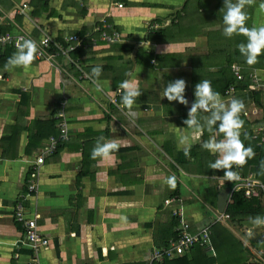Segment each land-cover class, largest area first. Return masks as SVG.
Wrapping results in <instances>:
<instances>
[{
	"label": "crops",
	"instance_id": "obj_1",
	"mask_svg": "<svg viewBox=\"0 0 264 264\" xmlns=\"http://www.w3.org/2000/svg\"><path fill=\"white\" fill-rule=\"evenodd\" d=\"M261 3L246 6L247 27L264 25ZM223 5L224 0H0V33L38 42L48 37L47 52L55 55H36L27 68L6 70L11 56L4 53L16 50L0 46V264H149L154 249L179 237L180 207L189 233L211 228L213 251L202 250L225 260L218 264H236L230 262L236 254L246 256V264H264V228L249 238L255 227L249 218L264 217V192L247 198L234 191L244 178L264 182V142L254 138L258 131L264 137V89L263 106L252 98L258 83L264 86V63L247 65L236 48L246 37L223 34ZM207 12L213 21L197 19ZM66 47L73 49L67 55ZM196 60L201 71L189 73ZM227 65L225 77L235 82L228 100L245 104L241 139L259 148L252 167L233 169L240 176L234 183L212 179L224 173L209 168L217 157L201 145L215 129L199 135L182 129L201 80L211 81L228 102L214 86ZM96 66L102 67L95 78L102 91L86 83H93ZM126 79L137 87L144 82L150 98L163 101L139 103L137 97L130 110L123 108L119 85ZM176 79L186 81L187 108L162 98L163 87ZM206 115L197 114L201 123ZM63 121L70 140H61L38 166L37 157ZM185 134L191 142L187 156L180 143ZM100 137L119 140L114 161L90 158ZM173 174L177 187L169 190L165 180ZM225 190L226 201L220 198ZM237 194L250 213L244 208L248 214L231 215ZM173 198L182 201L167 205ZM33 217L37 233L49 241L37 251L23 245L25 221ZM154 264L212 263L194 248Z\"/></svg>",
	"mask_w": 264,
	"mask_h": 264
},
{
	"label": "clouds",
	"instance_id": "obj_2",
	"mask_svg": "<svg viewBox=\"0 0 264 264\" xmlns=\"http://www.w3.org/2000/svg\"><path fill=\"white\" fill-rule=\"evenodd\" d=\"M254 0H224L223 8L220 10L223 15V34L232 38L234 35H243L246 37V43L238 45L240 54L245 58L249 66L259 62L258 57L264 54V25L256 27H247L248 14L245 11L246 6L252 5ZM260 11L264 12V3L259 5ZM17 51L8 59L5 69L11 70L16 67L27 68L36 58L38 51L37 43L33 39L20 37L16 45ZM102 72L101 66L92 68L91 76L97 91H102V86L98 78ZM186 81L176 79L174 82H168L162 89V98L169 102H178L180 105L189 106V101L185 98ZM121 95V106L131 109L136 103V98L141 96V91L131 79H126L119 85ZM195 100L192 102L187 113V118L183 120L186 126L182 128L186 133L199 135L207 129L208 132H215L210 138L201 145L203 149L208 150L216 156L214 162L209 164V168L214 171H223L222 177L214 176L212 179H218L221 182H232L240 179L239 173L234 168H242L247 160L254 157L255 153L251 147H246L241 139L242 129L245 121L241 115L245 113V104L241 99L232 97L225 103L220 94L213 90L211 81L201 80L195 85ZM206 113L203 123L198 119V113ZM222 134V139L217 136ZM181 145L185 155H189L191 142L190 135L185 134L181 137ZM120 142L118 139L105 140L100 137L91 151L90 158L99 162L114 161L115 153L118 152ZM261 174H264V164L261 166ZM165 183L169 190H175L177 187L176 175H170ZM198 215V214H197ZM249 222L256 228H264V217H250ZM252 229L249 232V238L252 236Z\"/></svg>",
	"mask_w": 264,
	"mask_h": 264
},
{
	"label": "built area",
	"instance_id": "obj_3",
	"mask_svg": "<svg viewBox=\"0 0 264 264\" xmlns=\"http://www.w3.org/2000/svg\"><path fill=\"white\" fill-rule=\"evenodd\" d=\"M119 7L122 8V5H119ZM26 8L27 6L24 5L23 9H26ZM2 22H3L2 18L0 17V26L2 25ZM20 37H24L25 39H32L29 35L21 34L17 36H11V35H3L2 33H0V46L10 45L17 51L16 45ZM71 39L74 41L78 40L76 36H73ZM37 42L38 41H36V43ZM50 46H51V41L48 37L38 42L37 43L38 51L36 54L37 57L40 59L46 58V57H49V58L54 57L55 55H50L47 52ZM70 50H73V49H65L66 55ZM239 79L241 80L242 78L239 77ZM260 84L261 83L259 82L257 87L253 90H260L262 88L264 89V86ZM60 117H62L61 114H60ZM59 128H60L59 137L50 138V147L48 149L49 153H54L57 150L58 145H59L58 143L61 140L69 141L71 138L68 133V127L64 121L60 124ZM260 132L262 131H258L254 135V138L256 140H259L260 143H263L264 137L263 136L261 138L259 137ZM44 160H45L44 155L38 156L37 161H36L37 165L43 164ZM234 191L244 193V195L247 198L258 197L264 192V182L255 180L254 178H251V177L244 178L240 182H238V184L235 186ZM181 201H182L181 199L173 198V199L167 200L166 204L171 205L175 203H181ZM177 212L178 213L182 212V207H180ZM178 213H176L175 215L178 216L179 219H181V226L178 229L179 237L171 240L168 243V245H166L163 248L154 249L150 257L148 258V260H150L149 264L164 262L166 260L172 259L175 255H184L185 253L190 252L194 247H197V246L202 247V248L205 247L207 251L209 252L213 251V248L211 246V234H212L211 228L203 230L199 235H193L189 233L187 224L182 219L181 215ZM18 216L20 217V219L25 220L24 212L23 213L20 212ZM226 218H229V216H226ZM221 219H222L221 217H218V221H220ZM25 223H26L25 230L27 233V237H26L27 241H23V245H26L34 249L35 251L39 250L40 247H47L49 244V241L46 238L42 237L40 234H38L36 231L37 229L36 219L27 220L25 221ZM103 253H105L106 255L107 252L105 251Z\"/></svg>",
	"mask_w": 264,
	"mask_h": 264
},
{
	"label": "trees",
	"instance_id": "obj_4",
	"mask_svg": "<svg viewBox=\"0 0 264 264\" xmlns=\"http://www.w3.org/2000/svg\"><path fill=\"white\" fill-rule=\"evenodd\" d=\"M5 32H6V30H4ZM3 32V31H2ZM162 32V31H161ZM78 38V37H77ZM148 38V37H147ZM150 39H152L153 40V37H152V35L149 37ZM66 49H68L67 47H66ZM13 53H14V51L12 50V49H10L9 48V51L7 52V53H4V54H6V55H8V57H10V56H12L13 55ZM1 56H2V54H1ZM74 58H76V56L74 57ZM233 62V61H232ZM230 64V63H229ZM230 66V65H229ZM228 65H227V67L226 68H222L221 69V72H219V74H218V76H217V80H219V82L221 83V85H218V82H217V80L215 79V83H216V85H215V83H214V86H217L218 88H220V89H222L221 90V92H222V94L224 95V98L226 99V100H228V95H227V90H228V88L231 86V85H233V83H235L234 82V78L232 77V78H226L225 77V75H227L228 74V72H227V68L229 67ZM221 67H223V66H221ZM225 78H226V80H225ZM255 92H254V94H253V97L252 96H248V97H252V98H254L253 100H255V103H257L259 106H263V104H262V100H261V96H262V94H263V92L262 91H260V90H254ZM249 103V102H248ZM251 134V133H250ZM249 134V137L251 136ZM59 135H60V131H59V133L56 135V136H54L55 138H57V137H59ZM247 147H251L252 149H253V152L254 153H258V147H254L253 145H249V146H247ZM256 159H254V157H252V158H250V159H248L247 160V163L245 164V166H243V167H252V165H254L255 163H256V161H255ZM238 193H241V192H238ZM238 196H237V198H236V200H237V203H236V206L235 207H233V208H230L229 209V212L231 213V215L232 216H236V217H238L239 215L238 214H240V213H246V212H248V213H250L249 211H247V205L245 204V202H244V200L241 198V195L240 194H237ZM244 208H245V210H246V212H244ZM254 211H255V209H254ZM260 212V210H258L257 211V213H259ZM248 213H246V214H248ZM195 248V250L196 251H201V254L203 255V257H205L206 258V260L207 261H209L210 263H212V264H218V263H223L225 260L224 259H221V260H219V258H216V257H210V256H208V255H206L205 253H204V251L202 250L203 248H201V247H199V246H197V247H194ZM193 248V249H194ZM242 256V257H241ZM240 256V254H236L234 257H233V259L230 261L231 263H236V264H246L247 263V260H246V256H243V255H241ZM167 261V260H166Z\"/></svg>",
	"mask_w": 264,
	"mask_h": 264
},
{
	"label": "rangeland",
	"instance_id": "obj_5",
	"mask_svg": "<svg viewBox=\"0 0 264 264\" xmlns=\"http://www.w3.org/2000/svg\"><path fill=\"white\" fill-rule=\"evenodd\" d=\"M197 19H201V20H204V21H206V22H209V21H213V15H211L210 13H204V14H200V16H199V18L197 17ZM234 44H236V42L234 43ZM231 47V46H230ZM232 47H235V46H232ZM236 48H238V46H236ZM196 57H199L197 60L198 61H200L201 60V58H202V55H200V54H198V55H195ZM197 60H196V63H197V66H196V68H194V71H190L189 73H199L200 71H201V69H200V66H199V64H198V62H197ZM259 60V62H258V64H261V63H264V56L263 57H261V58H259L258 59ZM184 68H182L181 67V71L183 70ZM200 76V75H199ZM82 80H90L91 81V79H89V78H87V77H85V78H82ZM170 80V77H169V79H167V81H169ZM86 83L87 84H91L92 86H94V84L93 83H89L88 81H86ZM168 83V82H167ZM144 87H145V85H144V82H142V83H140L139 85H138V88H139V90L141 91V96L137 99V102H139V103H144L145 102V99L147 100V102L149 103H152V104H155V105H158L161 101H163V99H159V100H153V95H152V97L150 98V95L147 93L148 91H146V89H144ZM81 90V89H80ZM147 93V94H146ZM185 93H186V90H185ZM148 98H150L149 100H148ZM174 103V107L176 108V107H178V106H176L175 104H177V105H180L178 102H173ZM98 104V103H97ZM172 103H169V105H171ZM119 118H121L120 116H119ZM49 142H50V139H49ZM49 147H50V145L48 146V148L47 149H45L44 151H42V153L40 154V155H44V158H45V160H46V156H49L50 154L52 155L53 153H49L48 152V149H49ZM39 155V156H40ZM45 160H44V162H45ZM44 164V163H43ZM43 164H41V165H43ZM41 165H38V166H41ZM24 215H25V213H24ZM32 219H34V217L32 218ZM31 220V219H30Z\"/></svg>",
	"mask_w": 264,
	"mask_h": 264
},
{
	"label": "water",
	"instance_id": "obj_6",
	"mask_svg": "<svg viewBox=\"0 0 264 264\" xmlns=\"http://www.w3.org/2000/svg\"><path fill=\"white\" fill-rule=\"evenodd\" d=\"M229 190H225L222 195L220 196L221 199H225L227 198V194H228ZM261 232V228H256V229H252V233L254 234H259Z\"/></svg>",
	"mask_w": 264,
	"mask_h": 264
}]
</instances>
